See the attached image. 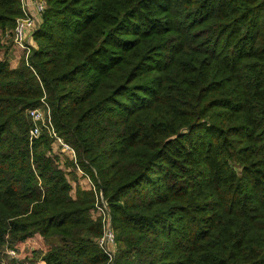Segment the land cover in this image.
I'll return each mask as SVG.
<instances>
[{"label": "trees", "instance_id": "1", "mask_svg": "<svg viewBox=\"0 0 264 264\" xmlns=\"http://www.w3.org/2000/svg\"><path fill=\"white\" fill-rule=\"evenodd\" d=\"M36 48L0 61V264L39 237L43 264H264V0H45ZM21 0H0L6 39ZM1 46V45H0ZM39 264V263H38Z\"/></svg>", "mask_w": 264, "mask_h": 264}, {"label": "built area", "instance_id": "2", "mask_svg": "<svg viewBox=\"0 0 264 264\" xmlns=\"http://www.w3.org/2000/svg\"><path fill=\"white\" fill-rule=\"evenodd\" d=\"M21 6L23 16L17 20L15 28L10 35L6 36V39H11L13 46L20 49L22 57L28 61L32 50L35 48L34 34L41 27L42 16L48 5L45 0H21ZM29 116L33 125L30 131L31 141L39 139L46 130L61 152L70 156L81 176L91 181L90 177L80 168L75 150L57 134L52 121L51 108L44 99L42 100V106L31 110ZM90 191H94L96 194V204L93 210L94 218L101 220L103 227V234L97 240L98 246L107 256V264H114L118 252V243L113 227V217L108 203L102 194H97L96 187L92 181L90 182ZM8 254L12 257L18 255L17 250H9Z\"/></svg>", "mask_w": 264, "mask_h": 264}, {"label": "crops", "instance_id": "3", "mask_svg": "<svg viewBox=\"0 0 264 264\" xmlns=\"http://www.w3.org/2000/svg\"><path fill=\"white\" fill-rule=\"evenodd\" d=\"M0 61L4 60V59H8L12 65L13 68H16L19 66L21 58H22V51L16 47L12 46L10 49H8L6 51L5 47H3L5 45V39L3 38L2 32L0 31ZM13 55V56H12ZM15 57V59H14ZM58 148V147H57ZM59 149V148H58ZM59 152L62 154H65L66 156L70 157L68 154L61 152V150L59 149ZM75 175H76V181L72 182V187H73V191H72V195L75 197V191L77 189L78 186H80L83 190L86 191H90V182L88 179H86L85 177H82L81 174L76 170L73 169ZM36 237L33 238L35 241H39L41 242V238ZM31 239V241L33 240ZM30 241V240H29ZM29 241L21 244L19 247H22L24 244L29 243ZM39 264H43V263H39Z\"/></svg>", "mask_w": 264, "mask_h": 264}, {"label": "rangeland", "instance_id": "4", "mask_svg": "<svg viewBox=\"0 0 264 264\" xmlns=\"http://www.w3.org/2000/svg\"><path fill=\"white\" fill-rule=\"evenodd\" d=\"M35 48H36V45H35ZM14 59H15V57H14ZM39 241H35L33 239L32 241L30 240L29 243L24 244L22 247H19L18 251H17L18 255L15 258L19 259V261L22 262L21 264H38V263H41V262H36V263L34 262L33 263V262H31L32 260H29L32 258L34 251L46 250L47 246L45 245V243L43 241H41V242H39Z\"/></svg>", "mask_w": 264, "mask_h": 264}]
</instances>
